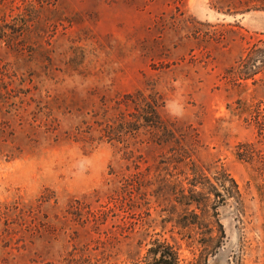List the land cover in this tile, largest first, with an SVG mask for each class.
I'll return each instance as SVG.
<instances>
[{"label": "rangeland", "instance_id": "obj_1", "mask_svg": "<svg viewBox=\"0 0 264 264\" xmlns=\"http://www.w3.org/2000/svg\"><path fill=\"white\" fill-rule=\"evenodd\" d=\"M264 264V0H0V264Z\"/></svg>", "mask_w": 264, "mask_h": 264}, {"label": "trees", "instance_id": "obj_2", "mask_svg": "<svg viewBox=\"0 0 264 264\" xmlns=\"http://www.w3.org/2000/svg\"><path fill=\"white\" fill-rule=\"evenodd\" d=\"M147 264H175V252L162 243H156L155 247H151L147 251Z\"/></svg>", "mask_w": 264, "mask_h": 264}]
</instances>
